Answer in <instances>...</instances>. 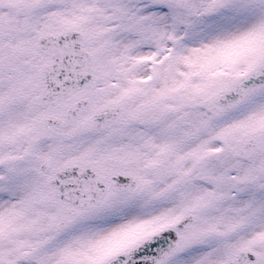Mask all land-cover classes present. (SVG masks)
<instances>
[{
  "label": "snow or ice",
  "instance_id": "6c2138e0",
  "mask_svg": "<svg viewBox=\"0 0 264 264\" xmlns=\"http://www.w3.org/2000/svg\"><path fill=\"white\" fill-rule=\"evenodd\" d=\"M0 264H264V0H0Z\"/></svg>",
  "mask_w": 264,
  "mask_h": 264
}]
</instances>
